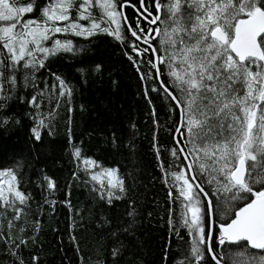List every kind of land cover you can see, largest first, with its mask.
<instances>
[{
	"label": "trees",
	"instance_id": "16d2710c",
	"mask_svg": "<svg viewBox=\"0 0 264 264\" xmlns=\"http://www.w3.org/2000/svg\"><path fill=\"white\" fill-rule=\"evenodd\" d=\"M31 2L37 8L25 20L41 19L40 10L51 0ZM116 2L118 11L123 2L133 6L123 5L122 11L141 39L132 36L122 18L120 39L105 31L91 36L71 30L52 34L43 41L45 47L60 40L71 42L73 51L48 56L43 67L25 69L21 62L15 86L9 85L8 92L0 88V171L15 170L16 186L30 197L24 205L0 206V264H177L191 250L192 237L180 227L182 199L173 201L179 193L170 173L185 162L179 152L172 155L179 147L175 139L180 134L174 137L178 112L165 87L176 90L160 44L163 36L154 31L164 24L151 25L140 18L139 13L146 15L139 0ZM146 4L156 15L155 0ZM75 9L70 22L77 16ZM75 23L91 27L85 20ZM137 23L145 31L136 28ZM144 36L154 37L148 41L151 47L141 42ZM152 48L158 51L153 53ZM154 56H165L162 65L156 59L160 74L152 66ZM36 57L43 58L40 53ZM0 60L10 63L2 48ZM57 77L72 88L71 97L60 96ZM33 96L39 107L31 103ZM86 160L95 161L97 167H88ZM102 168L117 169L124 180L126 191L115 189L120 199L113 198L111 203L106 191L91 179ZM45 177L55 181L56 187L50 189ZM197 182L215 204L216 185L202 175ZM16 208L22 209L19 219H14ZM133 208L135 214L129 216ZM170 213L174 223L179 221V235L169 224ZM211 217L218 236L219 223L227 217ZM9 221L14 227H9ZM213 246L220 255L236 250V245L221 246L217 241ZM200 247L201 264H214L206 245ZM114 249L120 250L116 256Z\"/></svg>",
	"mask_w": 264,
	"mask_h": 264
},
{
	"label": "snow or ice",
	"instance_id": "6c2138e0",
	"mask_svg": "<svg viewBox=\"0 0 264 264\" xmlns=\"http://www.w3.org/2000/svg\"><path fill=\"white\" fill-rule=\"evenodd\" d=\"M139 6L147 13L145 20L152 17L149 23L164 24L163 29L158 27L154 31L163 36L160 44L167 54L168 75L176 92L168 87L165 91L180 111V123L175 129L180 134L175 139L179 147L172 150V155L179 152L186 165L170 173L179 195L173 197L170 190L169 196L173 201L182 199L180 227L188 230L192 241L190 252L177 264H192L193 260L201 264V245H207L215 264H264V0H155L156 15L146 0H139ZM96 7L103 9L101 23L106 19L116 25L115 29L101 28L95 19L90 28L75 22L59 26L58 22L70 20L73 8L79 12V19L86 21ZM36 8L31 0H0V48L10 58V63L0 60V88L5 92L10 91L9 85L15 86L21 62L25 69L43 67L48 56L73 51L71 42L60 40L45 47L43 41L52 34L71 30L77 35L91 36L105 31L121 38L122 13L117 10L116 0H51L40 10L41 19L25 20V15ZM124 20L127 23V17ZM136 28L145 31L139 23ZM129 30L141 39L131 26ZM150 38L154 39L144 36V43ZM152 51L156 53L158 49ZM37 53L43 58L37 59ZM156 59L158 64L165 63V56ZM158 64L152 66L160 74ZM57 80L60 96L71 97L72 88L59 77ZM37 100L33 96L31 103L39 107ZM33 132L40 140L39 130L34 128ZM75 155L80 156L79 148ZM85 164L97 167L95 161L86 160ZM201 175L207 177V183L216 185L215 195L219 199L215 204L211 199L206 206L201 202V193L205 198L209 195L197 182ZM45 179L50 189L56 187L51 178ZM91 179L106 191L109 203L113 198L120 199L115 189L126 191L117 169L102 168L92 173ZM16 185L15 170L0 171V206L28 202L30 197ZM241 202L243 206H239ZM21 212V208H16L14 219H19ZM134 214L133 208L129 216ZM211 215L227 217L219 223L218 236L208 224ZM176 223L170 213L169 224L179 235ZM9 227H14L11 221ZM213 241L221 246L236 245V250L220 255ZM119 251L114 249L113 256Z\"/></svg>",
	"mask_w": 264,
	"mask_h": 264
},
{
	"label": "water",
	"instance_id": "95a60500",
	"mask_svg": "<svg viewBox=\"0 0 264 264\" xmlns=\"http://www.w3.org/2000/svg\"><path fill=\"white\" fill-rule=\"evenodd\" d=\"M121 5H127V6H129V7H131V8H133V6L131 5V4H129V3H127V2H123V3H121ZM120 5V12L122 13V16H121V18H122V20H123V22L125 23V20H124V14H123V9H122V7L123 6H121ZM141 10L143 11V9L141 8ZM145 15H147V13H144ZM139 17L140 18H142L145 22H148L149 20H151L152 19V17H148V20H145L144 19V16H142L140 13H139ZM149 23V22H148ZM151 24V23H150ZM151 25H153V24H151ZM125 26L127 27V29L129 30V26L127 25V23H125ZM129 32H131L130 30H129ZM132 34V33H131ZM133 36V35H132ZM133 37H135V36H133ZM135 39H137L136 37H135ZM138 40V39H137ZM143 44H145L146 46H149L150 47V45L147 43H144L143 41H141ZM234 55V54H233ZM153 64H156V57L154 56V59H153ZM173 103L175 104V102L173 101ZM177 112H178V123H177V127L179 126V123H180V111H179V109H177ZM176 127V128H177ZM177 135V132L175 131L174 132V137ZM183 157V156H182ZM185 162V161H184ZM185 165H186V162H185ZM201 195L203 196V198H204V200H205V202H206V204H207V198H205L204 197V195L201 193ZM241 206H243V205H241ZM208 224H209V226L211 227V216H209L208 217ZM210 256H211V254H210ZM212 259V258H211ZM213 261V260H212ZM214 263H215V261H213Z\"/></svg>",
	"mask_w": 264,
	"mask_h": 264
},
{
	"label": "rangeland",
	"instance_id": "374dc122",
	"mask_svg": "<svg viewBox=\"0 0 264 264\" xmlns=\"http://www.w3.org/2000/svg\"><path fill=\"white\" fill-rule=\"evenodd\" d=\"M19 6H21V5H19ZM23 6H26V5H23ZM75 12L77 14V16H75V20H73L71 22L70 21H66L67 24L68 23H72V22H78L80 20L79 19V12L77 11V9H75ZM102 18H103V9H100L99 7H96L94 12H93L92 17L89 20H86V21L91 25L93 19H95L96 22H98V21H101ZM106 21L107 20L105 19V24H101V28L112 29V27H113L112 25H115V24H111L110 22L106 23ZM115 27H116V25L113 28H115Z\"/></svg>",
	"mask_w": 264,
	"mask_h": 264
},
{
	"label": "flooded vegetation",
	"instance_id": "af4514ba",
	"mask_svg": "<svg viewBox=\"0 0 264 264\" xmlns=\"http://www.w3.org/2000/svg\"><path fill=\"white\" fill-rule=\"evenodd\" d=\"M128 3V2H127ZM124 6H127V5H124ZM127 7H129V6H127ZM131 8V7H130ZM139 18V17H138ZM207 200H208V197H207ZM207 205V204H206ZM241 205H243V204H241ZM240 205V206H241ZM211 229H212V217H211ZM227 244H229V243H227ZM206 247H207V245H206ZM209 254V253H208ZM209 257H210V259H211V256H210V254H209ZM211 261H212V259H211ZM213 262V261H212ZM214 263V262H213ZM215 264V263H214Z\"/></svg>",
	"mask_w": 264,
	"mask_h": 264
}]
</instances>
